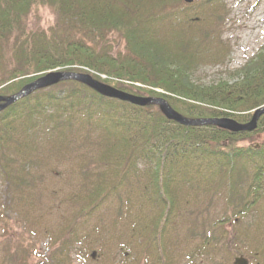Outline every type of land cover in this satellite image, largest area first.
I'll list each match as a JSON object with an SVG mask.
<instances>
[{
	"label": "rangeland",
	"instance_id": "obj_1",
	"mask_svg": "<svg viewBox=\"0 0 264 264\" xmlns=\"http://www.w3.org/2000/svg\"><path fill=\"white\" fill-rule=\"evenodd\" d=\"M179 1L173 5L171 21L163 22L157 30L164 37L191 42L198 63L192 79L201 85H211L220 80L232 82L240 77L236 71L264 46V0H223L221 5H204L202 0H194L192 3ZM148 8L145 5L143 9ZM196 16L198 17L195 18ZM24 23L26 36H47L48 39H53L62 35L56 29L57 17L49 5L32 4ZM71 32L64 34L72 39L83 37L82 34L73 36L74 33ZM85 40H88L87 36ZM94 41L98 50L108 52L115 59L126 56L125 39L118 32H108L104 38L99 37ZM6 53L9 59L12 53L10 50ZM0 76L6 78L7 74L1 73ZM123 84L132 93L153 95L146 90H138L127 82ZM67 88L65 84L56 86L51 91L59 93L67 91ZM0 93H3L2 90ZM170 100L174 107L183 112L180 102ZM117 105L119 103H115V107ZM151 109L150 115L144 111L137 114L136 109L119 106L113 113L126 117L119 120H150L149 117L158 108L153 106ZM88 110L90 113L79 110L69 112L70 109L65 106L59 107L54 116L60 118L55 119L48 118V114H35L33 119L23 124L18 123L15 130L11 129L5 137L9 144L0 148V153H4V160H12L17 172L21 169L18 166L20 163L29 164L30 167L26 175L28 181L22 189L18 187L7 192L5 184L0 181V214L6 216H0V264H21L25 260L37 262L50 256L52 238L63 234L65 226L69 224L66 236L74 238L70 264H158L152 262L154 255L147 253V247L154 246L156 240L153 241V238L158 234L157 244L167 245L166 253L171 258L169 264H220L223 258L225 264H232L239 255L249 257L251 264H264V194L254 203L245 199L244 204H248L246 212L237 215L244 204L240 206L238 203V207L229 204L230 199L235 200L234 196L237 195H231V187L228 185L230 179H222L223 173L220 172L227 168L224 160L220 158V162L216 156H208L203 152L201 155L192 154L201 165L190 160L191 166H187L186 157L193 152L192 147L172 145L166 148L161 145L165 144L162 136L152 137L148 140L150 145L143 146L140 150L146 148L149 153L154 151L158 154L168 150L167 160L171 165L166 169H172L174 183L183 187L176 197L181 202L175 204L176 208L171 210L174 212L169 211L163 217L158 234L155 225L150 223L153 214L152 200L140 195L136 189L134 192L127 189L129 193H126L119 186L92 214H78L82 203L92 199L88 190L94 184V174L101 171H108L107 175L113 174L115 170L110 167L111 160L108 158L117 157L125 151L120 148L119 153L112 154L113 150L108 152V144L117 140L111 132L115 129L122 132L123 122L120 123L123 127L113 126L105 119V115L98 112L103 110L102 106L99 108L93 105ZM241 113L246 112L236 114ZM247 113L251 117L253 111ZM162 123L169 134L182 131L176 124ZM263 130L246 138L228 143L225 141L224 145L242 148L264 146ZM139 139L145 141L141 136ZM230 147L222 149L226 153ZM86 164L91 167L90 173L95 172L91 173L92 183L87 182L82 173V167ZM144 164L138 166L139 172L133 167L130 169V173L135 177L137 175L140 182L144 180V171L151 168L150 164ZM241 166L250 173L253 172L254 163L250 160L238 159L235 168L240 169ZM222 180L225 187L217 192L213 191ZM113 193L120 194V197ZM251 199L254 197L249 196L248 200ZM133 220L143 224L139 226ZM145 223H149L148 227L146 225L148 229L145 228ZM26 228L30 231H26ZM69 228H72L71 231ZM220 232L226 233L225 236L230 239L228 243L227 239H221ZM17 240L26 242L22 250L15 246ZM197 246L212 252L190 257L192 249ZM93 251L97 254L95 258L91 256ZM17 256L20 257L19 261L14 263L12 259H17Z\"/></svg>",
	"mask_w": 264,
	"mask_h": 264
},
{
	"label": "trees",
	"instance_id": "obj_2",
	"mask_svg": "<svg viewBox=\"0 0 264 264\" xmlns=\"http://www.w3.org/2000/svg\"><path fill=\"white\" fill-rule=\"evenodd\" d=\"M176 2L180 1L0 0V74H7L6 78L0 76V90L3 92L0 94L8 96L16 93L23 85L34 80L38 76L36 73L39 74L65 66H70L66 70H79L73 67L79 64L107 71L106 73L110 77L115 78L114 81L108 83L118 89L127 91L128 89L123 83L128 80L132 83H140L142 86L130 85L138 90H146L153 94L149 96L165 97L171 105L170 99H174L182 104V113L187 116H227L241 122L248 121L250 117L247 112L264 104V48L241 69L236 71L240 77L234 79V81L220 80L211 85L196 83L192 79V73L198 63L196 61V51L191 46V42L179 38L164 37L157 30L160 29L163 22L171 21L172 15L170 13ZM34 3L49 5L54 9L57 17L56 29L58 28L62 32L61 37L48 39L47 36L40 38H36L34 35L26 36L24 19ZM201 3L204 5H220L221 0H202ZM145 5L149 8L143 9ZM195 18L190 19V22H193ZM64 32L74 33L73 36L82 34L83 37H79L81 39L68 38ZM108 32H118L125 39L127 49L125 57L115 59L108 52L98 50L94 40L99 37L104 38L108 35ZM98 35L100 36L97 37ZM86 36L88 40H85ZM8 50L12 53L9 59H7L9 56L6 53ZM10 65H13V67H10ZM65 84L68 86L67 91L62 90L55 93L51 91L52 88L38 91L3 111L0 114V148L9 144V141H6L8 139L5 137L8 136L11 129L15 130L18 123L23 124L36 117L35 114L42 113L48 114L50 119L60 118L54 116L59 111V107L65 106L66 109H70L69 112L79 110L81 112L89 111L90 113L88 109L91 106L96 105L99 108L102 106L103 110L98 112L105 115V119L107 118L113 126L123 127L120 124L123 122L124 129L122 132L116 131V129L111 132L117 137V140L108 144V152L110 153L113 150L112 154H116L119 153L120 148L125 151L117 157L110 156L108 158V160H111L110 167L115 170L113 174L107 175L108 171L106 173L101 171L98 174L91 172L95 176L94 184L88 190L92 199L82 203L81 210L78 212L81 216L92 214L109 194L118 190L119 186L126 193L128 192L127 189H131L132 192L136 189L141 193L140 195L152 200V206L156 210L152 214L150 223L155 225L156 234L159 233L158 228L161 229L163 217L174 209L175 204L181 202L176 197L180 193L179 189L183 187L179 183V186L174 183L172 169H166L171 165L167 160L169 159L168 154L163 156L164 154H158L154 151L149 153L146 148L140 150L143 146L146 147L151 143L148 140H151L152 137L158 138L160 136L165 138V144L161 145L166 148H170L172 145L173 147H192L193 152L188 153V157H186L187 166H191L190 160H194V163L198 162L196 156L192 154L201 155L203 152L208 156H216L218 160L220 158L224 160L223 163L227 164V168L225 171L220 172L223 173L222 179H230L228 185L231 187V195H237L234 196L235 200L231 198L229 201L232 206L238 207V203L241 206L244 204L245 199L254 203L256 199L264 194V146L242 148L235 145V147L224 145L225 141L228 143L231 140L246 138L251 136L253 132L234 133L213 125L183 126L168 120L159 109L156 113L151 114L153 116L149 117L150 120H119L126 118L121 114L113 113V110L119 109V106L136 109L137 114L144 111L150 115L152 113L151 108L154 105L140 108L114 99H108L73 80L63 82L59 86ZM156 89H161L162 92L156 91ZM115 103H119V106L115 107ZM53 108L54 111L52 112ZM175 108L180 110L178 107ZM237 112L246 113L238 115ZM44 117L48 119L46 116ZM162 122L176 124L182 131L177 130L175 134L174 132L169 134L168 131L164 130ZM67 124L70 125L68 121ZM263 129L264 115L261 117L255 132H260ZM140 136L145 139L144 142L139 139ZM154 147H151V149ZM227 147H230V150L225 153ZM3 154L0 153V181L5 184L7 192H11L13 188L17 189L18 187L22 189L28 181L26 175L29 173L27 169L30 165L20 163L18 166L21 169L17 172V167L12 165V160L6 159L10 163L6 162ZM238 159L244 161L248 159L254 163L253 172L250 173L242 166L240 169L235 168ZM198 163L201 165V162ZM141 164H150L151 166L149 170H143L146 175L142 174L144 176L142 182L139 181L140 178L137 175L135 177L134 174L130 173L132 167L137 170ZM127 167L130 168L127 169ZM90 168V165H84L82 173L86 177V181L92 183L90 179L93 175L90 173ZM137 171L139 172V169ZM223 182L224 180L220 181L216 188H213V191L217 192V190L225 187ZM173 183L174 186L171 187ZM117 193L115 194L120 197V194ZM249 196H253L254 199L248 200ZM9 200L11 202V197ZM97 200H100V202L97 203ZM5 203L7 204L6 201ZM246 205L244 204L237 215L246 212ZM1 215L3 218L6 217L4 214ZM136 222L137 220H133V223ZM220 223H223V221ZM136 224L141 226L143 223L138 221ZM69 225L65 226L63 234L52 238L50 243L52 253H49L50 256L48 255L42 264L71 263L74 238L66 236L67 226ZM146 225L147 223H145V228L149 226V223L147 227ZM71 229L69 228V231ZM26 231H30V229L26 228ZM220 233L221 239L228 240L225 232ZM148 234L152 235L149 231ZM156 239V235H154L153 241ZM25 243L22 240H17L15 246L22 250ZM192 250L193 253L190 257H199L200 254L204 255L212 252L207 248L205 250L202 246H197ZM148 252L154 255L153 263L169 264L171 262L169 255L167 256L165 245L155 248L153 245L150 248L147 247ZM19 258L17 256V259L13 258L12 261L15 263L19 261ZM195 260L196 258L193 261ZM221 263L225 264L224 258ZM21 264H34V262L31 263L29 260H25Z\"/></svg>",
	"mask_w": 264,
	"mask_h": 264
},
{
	"label": "water",
	"instance_id": "obj_3",
	"mask_svg": "<svg viewBox=\"0 0 264 264\" xmlns=\"http://www.w3.org/2000/svg\"><path fill=\"white\" fill-rule=\"evenodd\" d=\"M192 0H187L191 2ZM73 79L84 83L85 85L95 89L97 92L103 96L110 98H117L123 101H128L134 105L138 106H147L152 103L159 105L161 112L170 120H175L180 124L184 125H198V124H215L220 128L227 129L233 132L238 131H252L257 127V122L262 114H264V106L258 108L252 119L247 123H239L232 118H214V119H189L178 112H176L166 100L162 98H151V97H142L136 96L133 94L126 93L124 91L118 90L112 86L99 82L93 79L90 75L73 73V72H61L53 71L49 72L46 75L38 78L37 80L25 85L18 93L10 97L0 96V111L7 108L9 105L13 104L17 100L24 98L30 95L32 92L50 87L55 85L63 80ZM96 254L94 253L93 256ZM234 264H248V260L244 257H237Z\"/></svg>",
	"mask_w": 264,
	"mask_h": 264
}]
</instances>
